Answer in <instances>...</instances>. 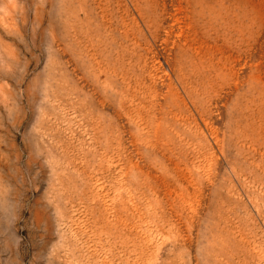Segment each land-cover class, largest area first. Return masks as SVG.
Masks as SVG:
<instances>
[{
  "label": "rangeland",
  "instance_id": "374dc122",
  "mask_svg": "<svg viewBox=\"0 0 264 264\" xmlns=\"http://www.w3.org/2000/svg\"><path fill=\"white\" fill-rule=\"evenodd\" d=\"M187 1L0 0V264H264V0Z\"/></svg>",
  "mask_w": 264,
  "mask_h": 264
},
{
  "label": "bare ground",
  "instance_id": "6f19581e",
  "mask_svg": "<svg viewBox=\"0 0 264 264\" xmlns=\"http://www.w3.org/2000/svg\"><path fill=\"white\" fill-rule=\"evenodd\" d=\"M189 1V0H188ZM187 1V2H188ZM190 2V1H189ZM188 2V3H189ZM195 3H196V1H195ZM217 3V2H216ZM189 4H191V3H189ZM195 5V4H194ZM198 5H200V4H198ZM200 7H202V6H200ZM197 8V7H196ZM213 11V10H212ZM189 11H187V13H188ZM194 12V14L190 17V18H188V19H190V24H188L189 25V30L191 31V40H189V42L190 41H192V43H199V46H201V48H202V45L203 44H205L206 42H205V39H206V35L208 36V37H211L210 35H208V33L210 32H207L206 33V35H205V33H201L200 32V30H199V28L196 26V22H194V15H196L195 14V12H197L196 10L195 11H193ZM153 13V12H152ZM144 14V13H143ZM198 14V13H197ZM222 14V13H221ZM141 15V14H140ZM198 15H200V14H198ZM204 15V14H203ZM142 17V16H141ZM141 17H140V19H141ZM149 17V16H148ZM187 18V17H186ZM151 19V18H150ZM217 19V18H216ZM189 22V21H188ZM187 22V23H188ZM199 22V21H198ZM205 23H206V21H204ZM208 22V21H207ZM178 23V22H177ZM181 23V22H180ZM184 23V22H183ZM186 23V22H185ZM202 23V22H201ZM210 24V23H209ZM203 25V24H202ZM223 25V24H222ZM199 26V25H198ZM184 27V26H183ZM234 27V26H233ZM188 28V27H187ZM210 28V27H209ZM186 29V28H185ZM211 29V28H210ZM203 30V29H202ZM209 30V29H208ZM184 31V30H183ZM206 30H204V32H205ZM186 32V31H185ZM224 32H226V31H224ZM134 33V32H133ZM151 33V32H150ZM213 33V32H212ZM217 33V34H216ZM215 34L216 35H214L215 36V40L217 41V38H219V36H220V33L219 32H216ZM247 33V32H246ZM183 34V33H182ZM229 34V33H228ZM190 35V34H189ZM232 35V34H231ZM231 35H228V36H231ZM184 36V35H183ZM186 36H188V35H186ZM207 37V38H208ZM238 38V37H237ZM209 39V38H208ZM188 41V40H187ZM232 41H233V39H232ZM241 41V40H240ZM242 42V41H241ZM187 43V42H186ZM186 43H185V48H186V52H188V54L189 53H193L192 52V50H193V48H192V46L191 45H189L188 46V44L186 45ZM191 43V44H192ZM230 45V44H229ZM198 47V46H197ZM207 47V46H206ZM183 48H184V46H183ZM194 48H196V47H194ZM197 49V48H196ZM206 49V48H205ZM204 49V51L206 52V50ZM218 49V48H217ZM221 49V48H220ZM210 50V49H209ZM208 51V50H207ZM220 52H221V50H219ZM223 52V51H222ZM184 53H185V51H184ZM197 54L196 55H198V51L196 52ZM200 53V52H199ZM210 53V52H209ZM202 54H204V53H202ZM211 54V53H210ZM223 54V53H222ZM185 55V54H184ZM214 55V54H213ZM212 55V56H213ZM189 56V55H188ZM201 56V55H200ZM202 57V56H201ZM222 57V56H221ZM220 57V58H221ZM230 57V56H229ZM228 57V58H229ZM191 58H192V56H191ZM227 58V57H226ZM190 59V58H189ZM199 60V59H198ZM208 61V60H207ZM222 61V60H221ZM221 61H219V60H217L216 62H218V65H221ZM228 61V60H227ZM185 63V62H184ZM201 63H202V61H201ZM212 63V62H211ZM226 63V62H225ZM191 64V63H190ZM203 64V63H202ZM202 64H201V66H202ZM228 64V63H227ZM208 65H210V64H208ZM184 66H186V65H184ZM193 66V65H192ZM191 66V67H192ZM196 66V65H195ZM190 67V66H189ZM202 69H203V67H201ZM213 68V67H212ZM196 69V68H195ZM198 70V69H197ZM216 70V69H215ZM225 72V71H224ZM218 74V73H217ZM216 74V75H217ZM220 74H221V72H220ZM219 74V75H220ZM204 75V74H203ZM218 75V76H219ZM222 75H224V74H222ZM232 75V74H231ZM223 78V77H222ZM231 78V77H230ZM167 136V135H166ZM173 138V137H172ZM168 139V138H167ZM157 142V141H156ZM165 143H166V141H165ZM169 143V142H168ZM162 145V144H161ZM162 147V146H161ZM166 148V147H165ZM171 150V149H170Z\"/></svg>",
  "mask_w": 264,
  "mask_h": 264
}]
</instances>
